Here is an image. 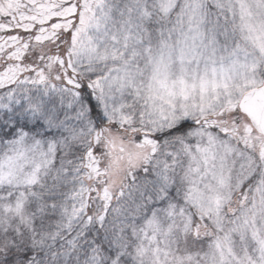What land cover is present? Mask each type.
Instances as JSON below:
<instances>
[{
  "label": "snow or ice",
  "instance_id": "1",
  "mask_svg": "<svg viewBox=\"0 0 264 264\" xmlns=\"http://www.w3.org/2000/svg\"><path fill=\"white\" fill-rule=\"evenodd\" d=\"M0 264H264V0H0Z\"/></svg>",
  "mask_w": 264,
  "mask_h": 264
}]
</instances>
